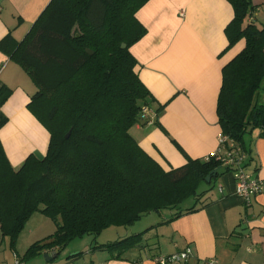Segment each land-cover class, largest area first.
Here are the masks:
<instances>
[{
  "label": "trees",
  "instance_id": "1",
  "mask_svg": "<svg viewBox=\"0 0 264 264\" xmlns=\"http://www.w3.org/2000/svg\"><path fill=\"white\" fill-rule=\"evenodd\" d=\"M146 1L50 0L22 39L7 34L0 40V48L35 84L27 106L49 133L45 154L30 153L18 168L0 142V230L9 246L14 250L32 212L55 224L21 260L59 253L74 238L131 224L146 212L167 209L172 220L196 210L206 191L197 193L199 184L215 168L217 175L230 170L218 155L231 149L230 142L241 148L248 128L264 136V102H254L264 76V26L253 21L250 0H228L233 17L224 28L226 48L244 41L221 69L216 101L221 134L229 141L221 153L185 155L184 164L168 170L142 150L130 129L146 123L141 109L156 100L140 80L129 48L145 33L135 12ZM10 93L0 86V107ZM6 120L0 110V127ZM192 195L196 202L180 209ZM140 240L137 233L93 247L121 257L140 247Z\"/></svg>",
  "mask_w": 264,
  "mask_h": 264
},
{
  "label": "crops",
  "instance_id": "2",
  "mask_svg": "<svg viewBox=\"0 0 264 264\" xmlns=\"http://www.w3.org/2000/svg\"><path fill=\"white\" fill-rule=\"evenodd\" d=\"M49 1L0 0V40L7 34L22 39ZM250 2L255 7L253 21L264 26V0ZM135 16L145 33L129 49L137 61L135 69L140 80L156 100L151 109L162 107L145 124L132 126V136L165 170L184 164L185 155H212L219 147L221 134L216 114L221 69L244 46L239 40L226 48L224 28L233 17L231 3L147 0ZM2 84L11 88V93L0 107L8 119L0 127V142L12 167L18 168L30 153L38 157L45 154L49 133L27 108L33 81L0 48ZM253 129L248 128L249 135L243 136L241 148L245 153L240 166L259 181L260 189L248 203L235 194L234 172L220 173L214 178L217 194H204L196 210L172 220L169 213L136 232L140 233V247L121 257L104 249L92 250L91 242L87 247L88 264H156L154 256L140 253L152 246L163 255L190 248L187 260L166 264H206L208 259L217 264H264V136L258 128ZM16 249L9 246L0 230V264H14L17 258L20 264H26ZM80 250L76 248L73 254Z\"/></svg>",
  "mask_w": 264,
  "mask_h": 264
},
{
  "label": "rangeland",
  "instance_id": "3",
  "mask_svg": "<svg viewBox=\"0 0 264 264\" xmlns=\"http://www.w3.org/2000/svg\"><path fill=\"white\" fill-rule=\"evenodd\" d=\"M74 30L78 32L77 27H74ZM20 34H22V33H20ZM20 37H21V35L18 38H20ZM35 91H36V86H34V89L31 91V93H34ZM254 102H256L257 104H261L262 102H264V76L261 80L259 89H258L257 93L255 94ZM151 106L155 107L156 104L154 103ZM27 108L29 109L28 106H27ZM149 109H151V108H149ZM29 111L31 112L33 117L36 120H38L36 118V116L33 114V111L30 109H29ZM152 111L154 112V110H152ZM151 116L152 115L150 114L148 119ZM6 122H8V119L6 120ZM41 125L43 127H45L43 124H41ZM253 130L257 131L256 128ZM247 135H249V133L245 134V136H247ZM215 182H217V180L216 181L213 180L211 183L201 182L199 184L197 193L200 192L202 189L206 188V191L204 192V194H206V196H214L215 194H217V184ZM195 197H196V195H192V196L186 198L183 202H181V204H179V208L184 209L185 207L191 206L197 200ZM202 197L200 196V199H202ZM170 212L171 211L167 210V209H163L159 213L156 211L146 212V213L142 214L139 219H137L136 221H134L131 224L122 225V226L111 225V226H108L107 228L101 230L97 234H89L88 233V234H84L83 236H81L79 238H74V239L70 240L60 250L59 253H56V255H57L56 258L54 257L51 260H47L48 256H46V253L41 252L40 254H36V255L31 256V257H28V259L22 260V262L26 263V264H58V263H64V262L66 264H73V263H79V262H84V263L88 264V262L90 261V254H88L87 247L89 246V244L91 242L93 243V246H95V242H97L96 244H98L101 242L118 240V239L123 238L125 236L134 235L136 232H140L141 230H144L145 228H147L151 223L159 222L163 216L168 215ZM29 228H30V230H32L31 233L29 232ZM54 229H55V224L49 217H47L46 215H44L43 213H41L39 211L32 212L30 214V216L28 217V219L25 221L24 227L20 230L18 237H17L18 240H16L14 248H17L16 250H20L21 252L19 253V251H18V253L21 255L27 249V247L30 245V243L50 235ZM76 248H81V250L78 253L73 254L75 252L74 250H76ZM134 249H136V248L128 249L127 251H125V253L126 254L132 253L135 251ZM92 250H100V249L92 247ZM100 251H102V250H100ZM145 252H148L151 255V257L156 256V255H163V254H158V250L155 249V247H153V246L147 247L145 250L143 249V251H141L140 253L143 254ZM98 253H100V252L99 251L95 252V254H98Z\"/></svg>",
  "mask_w": 264,
  "mask_h": 264
},
{
  "label": "built area",
  "instance_id": "4",
  "mask_svg": "<svg viewBox=\"0 0 264 264\" xmlns=\"http://www.w3.org/2000/svg\"><path fill=\"white\" fill-rule=\"evenodd\" d=\"M154 116V112L148 107H143L141 109V117L146 120H151V117L148 119L149 115ZM228 138L225 135L220 134L218 138L219 147L215 153H221L223 144L227 143ZM231 149L229 151H223L218 158L221 160V163L229 167L231 171L234 172V181H235V194L242 199L244 202L248 203L250 196L260 189V183L258 180L251 178L247 175L243 168L240 166V161L242 162L243 152L240 147L235 146L230 142ZM214 154V153H213ZM191 250L186 247L183 250L172 253L170 255H156L154 256V261L156 264H166V263H180L190 256ZM14 264H20L16 259ZM206 264H217L215 260L208 259Z\"/></svg>",
  "mask_w": 264,
  "mask_h": 264
},
{
  "label": "water",
  "instance_id": "5",
  "mask_svg": "<svg viewBox=\"0 0 264 264\" xmlns=\"http://www.w3.org/2000/svg\"><path fill=\"white\" fill-rule=\"evenodd\" d=\"M122 47H124V44H122ZM88 53L89 54H91V51H88ZM68 134H69V132H67V134L65 135L66 137L68 136ZM217 172H218V168H215L212 172H210L207 176H206V178H205V181L207 182V183H209L210 182V179L212 178V177H214V176H216L217 175ZM46 256H48L47 257V260H51L52 258H56V254H47L46 253Z\"/></svg>",
  "mask_w": 264,
  "mask_h": 264
}]
</instances>
